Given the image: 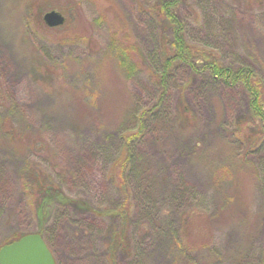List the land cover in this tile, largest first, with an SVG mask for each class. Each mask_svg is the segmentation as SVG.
I'll return each mask as SVG.
<instances>
[{
	"label": "rangeland",
	"instance_id": "rangeland-1",
	"mask_svg": "<svg viewBox=\"0 0 264 264\" xmlns=\"http://www.w3.org/2000/svg\"><path fill=\"white\" fill-rule=\"evenodd\" d=\"M160 3L0 0V247L42 231L58 264H264V148L240 134L260 124L249 93L176 46L178 30L186 47L210 42L264 76V3L177 0L168 18ZM52 8L67 22L48 25ZM204 221L212 245L184 252L180 236Z\"/></svg>",
	"mask_w": 264,
	"mask_h": 264
},
{
	"label": "trees",
	"instance_id": "trees-1",
	"mask_svg": "<svg viewBox=\"0 0 264 264\" xmlns=\"http://www.w3.org/2000/svg\"><path fill=\"white\" fill-rule=\"evenodd\" d=\"M163 1V3H160L158 5V8L156 6V12L160 13V15H166L164 17H169V12L167 13V8L174 4L177 0H160V2ZM262 2L264 3V0H256V2ZM159 3V2H158ZM170 4V5H169ZM72 9V8H71ZM166 10V11H164ZM80 10L77 6L74 7V13H78ZM116 14L115 16H117ZM170 15H173L171 13ZM177 38L176 40V46L178 41L181 43L179 44L181 47L179 49V52L182 54L184 53V49H188L193 51V49H196L200 51V49L204 47L206 52L204 51V54H198V51H196V55H198L199 61L203 63L204 67L208 68L211 78L215 80H223L227 82L237 81L242 82V84L245 86L249 93L250 98V104L252 106V110L255 116H257V120L255 122L260 123L258 127H256L254 124H248L244 123L241 124L240 134L244 135V139L247 143L250 144V148L252 149H263L264 148V76L261 75L259 71H257L255 68H253L250 64H246L240 61L239 66L236 67L234 65L226 63L225 57L223 54L217 50L210 51L209 47H213L215 45L211 44L210 42H200L196 43L191 46V44H187V47L185 46L184 39L179 35V31L177 30ZM122 44L119 43L118 48H116V51H118V54L122 56V58L119 60L121 64L126 66V70L129 69L130 72L133 71V67L130 62V55L128 53V49L131 47L128 45L129 40H123L121 38ZM117 45V44H116ZM216 47V46H215ZM131 49V48H130ZM209 51V52H208ZM169 52V51H168ZM203 52V51H201ZM164 56L167 55V58L169 57L168 53H163ZM158 59H161L159 57ZM157 60L156 63H159ZM161 62V61H160ZM130 65V66H129ZM128 67V68H127ZM165 75V74H163ZM166 76V75H165ZM165 76L164 79L166 78ZM160 112V105L158 102H156L152 107H146L145 109L141 110L137 113V119H138V125L133 130H128L123 133V137L127 141V145H131L133 140H135L136 136L139 135L140 132L147 126V122L151 120V118H155L156 115ZM247 138V139H246ZM126 145V146H127ZM126 149V148H125ZM127 153L124 157H122V161L120 163L122 171H129L128 173H131L133 171V167L135 166V156L133 152H129V149H126ZM127 174V172L125 173ZM36 181V180H35ZM43 182L41 180H38L36 183V186L38 188H41V184ZM204 210V208L200 207V205L193 206L189 210H187L184 214V222L183 227L187 228L188 224H192V221L197 219L198 217H201V211ZM203 227H195L191 233H186V235H181L179 240V245L184 250V252H192L196 249L207 247L208 245H212V233L209 227L206 225L207 222H202ZM191 226V225H190ZM189 226V227H190ZM42 233V231H39ZM24 234V233H23ZM21 234V235H23ZM21 235L17 236L14 239L19 238ZM43 235V233H42ZM44 236V235H43ZM45 240L47 241L46 237L44 236ZM48 242V241H47ZM49 244V243H48Z\"/></svg>",
	"mask_w": 264,
	"mask_h": 264
},
{
	"label": "water",
	"instance_id": "water-1",
	"mask_svg": "<svg viewBox=\"0 0 264 264\" xmlns=\"http://www.w3.org/2000/svg\"><path fill=\"white\" fill-rule=\"evenodd\" d=\"M50 26L64 24L65 11L52 8L44 13ZM0 264H58L54 252L40 232H28L0 247Z\"/></svg>",
	"mask_w": 264,
	"mask_h": 264
},
{
	"label": "flooded vegetation",
	"instance_id": "flooded-vegetation-1",
	"mask_svg": "<svg viewBox=\"0 0 264 264\" xmlns=\"http://www.w3.org/2000/svg\"><path fill=\"white\" fill-rule=\"evenodd\" d=\"M67 22V21H66Z\"/></svg>",
	"mask_w": 264,
	"mask_h": 264
}]
</instances>
